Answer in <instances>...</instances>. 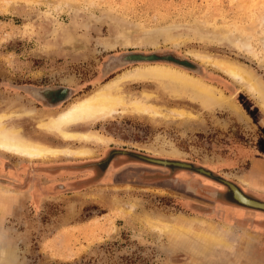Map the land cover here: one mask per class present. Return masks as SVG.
<instances>
[{
    "label": "rangeland",
    "instance_id": "obj_1",
    "mask_svg": "<svg viewBox=\"0 0 264 264\" xmlns=\"http://www.w3.org/2000/svg\"><path fill=\"white\" fill-rule=\"evenodd\" d=\"M193 53L239 65L264 86V0H0V113H13L8 122L29 138L67 147L43 137L41 116L139 65L190 67L235 105L127 83L128 98L149 94L166 117L75 128L113 141L90 145L88 157L0 153V193H9L0 196V249L13 251L0 264H264V212L224 195L227 182L264 204V111ZM46 89L65 99L43 105L34 95ZM146 218L172 228L159 234Z\"/></svg>",
    "mask_w": 264,
    "mask_h": 264
},
{
    "label": "bare ground",
    "instance_id": "obj_2",
    "mask_svg": "<svg viewBox=\"0 0 264 264\" xmlns=\"http://www.w3.org/2000/svg\"><path fill=\"white\" fill-rule=\"evenodd\" d=\"M168 42L174 46L179 45L177 38L170 37ZM143 44L141 41L134 43L136 46ZM131 45L133 44L131 43ZM150 45L158 46L155 43ZM109 47L111 48V45ZM190 56L203 64L212 66L238 83L247 91L246 93L257 99L259 106L264 111V86L251 72L232 62L213 59L207 55L193 53ZM137 81L154 83L159 90L175 97L189 95L192 100L200 102L204 107L233 104L230 98L225 96L218 87L188 73L184 69L168 63L139 65L124 71V73L116 78L114 77L106 84L76 99L67 108L57 113H48L41 116L37 121V128L43 137H57L67 144V147L50 146L45 141L34 140L25 136L19 128L20 126L16 127L14 123L10 124L8 122L14 114L1 112L0 153L27 158L29 161H49L61 157H88L93 154V151L89 148L90 145L104 146L113 141L96 130H75V128L93 126L100 121L112 119L115 115L121 117L126 114L137 117L148 116L153 120L158 117H166L159 108L148 103L151 95L143 93L137 98H128L125 95L123 86ZM233 106L235 105L233 104ZM29 113L32 114L33 112ZM169 114L171 118L180 117L184 120L186 112L174 109L169 111ZM77 143L81 146H72ZM7 194L9 193H0V196H3L1 199ZM145 221L150 229L162 235L167 234L172 228V224L162 219L146 218ZM12 257L13 251L10 248L0 249V261L10 260Z\"/></svg>",
    "mask_w": 264,
    "mask_h": 264
},
{
    "label": "water",
    "instance_id": "obj_3",
    "mask_svg": "<svg viewBox=\"0 0 264 264\" xmlns=\"http://www.w3.org/2000/svg\"><path fill=\"white\" fill-rule=\"evenodd\" d=\"M122 55H126L127 57V60H128V56L132 55V54H122ZM121 55V56H122ZM163 60V59H162ZM128 63H129V60H128ZM127 64V63H126ZM124 65V64H123ZM123 65H118V66H123ZM117 66H113L112 68H116ZM111 68V69H112ZM184 68L185 70H191L190 67H182ZM110 70V69H109ZM105 72H107L106 70H104ZM103 71V73H105ZM107 74V73H105ZM49 91V89H46L43 91V93H47ZM36 98L39 97L38 94H35L34 95ZM151 162H155V163H158V164H164V165H168V164H172L174 166H182V167H186V165H183V164H178V163H168V162H163V161H157V160H151ZM226 185L228 186L231 194H232V199L238 203L239 205H242V206H245V207H248V208H252V209H257V210H261L264 212V204L263 203H260V202H257V201H254V200H251L247 197H245L240 191L239 189L230 184V183H227L226 182Z\"/></svg>",
    "mask_w": 264,
    "mask_h": 264
},
{
    "label": "flooded vegetation",
    "instance_id": "obj_4",
    "mask_svg": "<svg viewBox=\"0 0 264 264\" xmlns=\"http://www.w3.org/2000/svg\"><path fill=\"white\" fill-rule=\"evenodd\" d=\"M65 95H63L62 91H57L56 89H53V90H49L47 93L43 94L42 97L37 98V100H39L43 105L51 107V106H55V105L59 104L60 102H62L65 99ZM221 195L222 194H220V196ZM224 195L226 197H228L229 195L231 196V193H230V191L228 193L225 192ZM243 195L245 196L247 194L244 193ZM245 197H247V196H245Z\"/></svg>",
    "mask_w": 264,
    "mask_h": 264
}]
</instances>
